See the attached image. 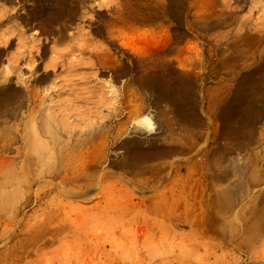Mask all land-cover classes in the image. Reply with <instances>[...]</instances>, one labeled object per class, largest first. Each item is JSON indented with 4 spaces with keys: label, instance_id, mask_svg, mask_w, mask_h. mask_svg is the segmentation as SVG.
<instances>
[{
    "label": "rangeland",
    "instance_id": "obj_1",
    "mask_svg": "<svg viewBox=\"0 0 264 264\" xmlns=\"http://www.w3.org/2000/svg\"><path fill=\"white\" fill-rule=\"evenodd\" d=\"M0 264H264V0H0Z\"/></svg>",
    "mask_w": 264,
    "mask_h": 264
},
{
    "label": "bare ground",
    "instance_id": "obj_2",
    "mask_svg": "<svg viewBox=\"0 0 264 264\" xmlns=\"http://www.w3.org/2000/svg\"><path fill=\"white\" fill-rule=\"evenodd\" d=\"M135 126H136L137 130L145 131L148 133L153 132L155 130V123L153 122L152 118L150 116H147V115L144 116L142 119H140L138 122H136Z\"/></svg>",
    "mask_w": 264,
    "mask_h": 264
}]
</instances>
